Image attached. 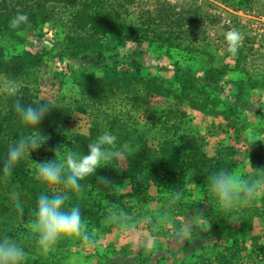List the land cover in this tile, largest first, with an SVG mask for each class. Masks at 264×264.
<instances>
[{
  "label": "trees",
  "instance_id": "obj_1",
  "mask_svg": "<svg viewBox=\"0 0 264 264\" xmlns=\"http://www.w3.org/2000/svg\"><path fill=\"white\" fill-rule=\"evenodd\" d=\"M134 2L0 0V238L11 237L25 249V264H94V257L102 258L99 264H166V259L172 260L169 264H259L264 252L263 235L259 233L264 228V205L260 203L264 199L260 187L264 184V111L259 107L263 104L264 73L255 74L247 67L253 45L248 47L246 36L236 55L226 45L225 58L233 64L223 63L210 51L202 25L210 16L199 12V7L176 10L158 2L155 11H145L134 19ZM17 14H26L28 21L12 28L10 21ZM45 25L59 28L53 45L29 47L19 53L8 51V44H23L27 35L43 38ZM134 40L147 43L159 52L158 59L165 60L155 65V72L138 59L127 58L126 43ZM63 59L75 65L70 75L58 65ZM230 72L244 74L247 79H232ZM48 79L57 80L59 88L68 80L81 97L72 107L41 97V87ZM151 96L163 97L165 104L141 121L139 116L148 112ZM252 96H258V104ZM60 98L65 99L64 95ZM17 99L25 106L50 105L36 129L49 139L20 161L11 176H5L2 164L9 145L33 131L16 113ZM186 109L222 116L225 131L242 135L245 149L240 151L221 140L209 155L206 137ZM74 111L89 116L87 131L65 125ZM252 114L258 118L255 123L250 121ZM105 130L117 137L118 146L128 143L135 150L125 166L114 163L97 169L95 176L80 182L79 193L36 179L32 160L63 159L68 151L87 154V145ZM239 156L249 161L250 171L243 176L257 186V191L251 202L242 194L232 209L221 210L209 190V177L221 168L233 173ZM100 175L112 183L99 182ZM119 185H126L122 187L125 189ZM13 191L20 194L19 207L11 198ZM53 191L68 193L66 207L79 205L97 240L142 218L143 228L163 239L169 233L166 223L176 225L179 217L193 208L200 213L208 211L210 229L193 226L190 237L177 249L162 243L151 251L142 248L133 253L127 244L117 249L108 244L98 257L96 253L79 255L78 250L73 254L71 247L81 241L70 239L61 240L45 253L27 225L34 218L37 197ZM152 202L155 207L146 213L135 207H149ZM111 213L120 215V224L109 222ZM125 216L130 218L125 220Z\"/></svg>",
  "mask_w": 264,
  "mask_h": 264
},
{
  "label": "rangeland",
  "instance_id": "obj_2",
  "mask_svg": "<svg viewBox=\"0 0 264 264\" xmlns=\"http://www.w3.org/2000/svg\"><path fill=\"white\" fill-rule=\"evenodd\" d=\"M158 2L172 5L176 8V10H180L181 8L199 7V12L202 11L205 15L208 14L210 17L206 18L202 23L205 30L204 35L206 36V40L211 45H209L210 51L213 54H218L219 60L223 63L229 62L230 65L233 64V60L225 58L226 45H228V33L235 29L241 33L244 41L246 36L249 37L247 45L248 47L253 46L251 49V55L249 56L247 62V67L249 71L254 72L255 74L264 73V0H135L132 6L134 14L131 15V17L138 19L145 11H155L157 9L156 6ZM44 28L47 31V34L43 38L37 39L33 38L31 35H27V40L23 44H8V51L10 53H19L29 47L35 48L43 47V45H53V43L58 40V35H56V33L59 31V28H50L49 25H45ZM252 42L254 44H251ZM126 44L127 51L125 54L127 55V58L138 59L153 72L156 70L155 65H160V61H162L161 63H164L165 61L164 59H158L159 52L156 51V49L149 47L147 43L143 41H128ZM165 63L167 65V62ZM58 65L60 66V69H64V72L68 75L71 74L70 72L72 69H75V65L67 59H63L58 63ZM162 74L164 75V73ZM228 77H231L232 79H238L239 77L247 79V76L239 74L238 72H230ZM45 82L44 86L41 87L40 93V96L43 98L51 101L58 99L59 102H64L66 105H70V107H72L74 105V101L81 97L79 92L76 90V87L68 80L64 82L61 88H59L57 80L48 79L45 80ZM61 95H64V100H61ZM262 96L263 104L259 105V107L262 106L264 111V93ZM252 97L254 99V103L258 104V96ZM164 104L165 99L163 97L151 96L148 100V112L141 114L139 116L140 120L144 121L145 119H149L153 110L158 107H163ZM186 111L192 118V123L203 135H205L208 142L206 147L209 155H213L215 144L221 140H224L225 143L229 145L235 146L240 151L245 149V143L242 135L237 137L234 131H225L224 128L227 127L222 116L216 117L214 115H206L199 110L186 109ZM250 118V121L253 123H255L258 119L255 114H252ZM89 121L90 118L88 115L74 111L72 112L70 118L66 120L65 125L73 130L85 132L89 126ZM262 138L264 140V135H262ZM37 154L39 155V152H37ZM239 157V164L236 166L233 173L237 176H243L244 173L250 171L251 167L248 160H244L242 156ZM36 162V160H32L31 165H35ZM260 187L264 190V184L260 185ZM124 189L125 188H122V190ZM153 189L154 187L152 186L150 188V193L152 194ZM260 203L264 205V199H261ZM135 207L139 208V210L142 208V211L146 213L149 211V208L155 207V203L152 202L149 207H139L138 204H136ZM137 208L135 211H137ZM144 220L145 218H142V221L136 220V222L129 226H121L110 233L101 235L97 240L99 244L95 248H89L81 242L79 246L71 247V251L75 254L74 251L78 250L79 255L96 253V255L100 257V255L104 252L102 247L108 244H110L114 249L119 248L123 244H127L129 247L134 249L133 253H135L139 249L145 248L143 244L137 243V237L141 240H155V246L163 243L164 247L177 249L182 243L178 242L174 233L184 225H188L190 227V231L193 226H203L204 220L209 221V213L206 209H203L201 213L196 208L189 209L188 213L179 217L176 225L169 221L166 223V228L169 229V233L163 239L157 238L154 235L153 230L149 231L144 229ZM259 233L263 235L262 241L264 242L263 227L259 230ZM65 241L70 242V239H66ZM159 254L160 252L156 251V257H159ZM168 254L169 253L166 252L165 255ZM182 254L183 253H180L179 256ZM79 255H76V257ZM93 261L94 264H99L102 261V258L96 259L94 257ZM171 261V259H166L164 260V263L169 264ZM65 264L68 263L66 262ZM259 264H264V252L260 254Z\"/></svg>",
  "mask_w": 264,
  "mask_h": 264
},
{
  "label": "clouds",
  "instance_id": "obj_3",
  "mask_svg": "<svg viewBox=\"0 0 264 264\" xmlns=\"http://www.w3.org/2000/svg\"><path fill=\"white\" fill-rule=\"evenodd\" d=\"M26 14H17L11 21L12 28H18L26 23ZM243 36L233 29L227 35L229 51L236 55L238 46ZM15 94V89H13ZM14 109L20 116L21 122L29 126L33 131L26 137H21L17 142L9 145L7 154L3 160L2 172L5 176H11L14 168L20 161L30 157V153L47 143L48 135L37 131V126L50 111L48 103L40 104L38 107L23 105L17 99L14 102ZM58 149L55 150V154ZM135 150L128 143L117 144V137L110 131H103L97 139L87 145V154L68 151L63 159H51L36 162V179L42 183L54 187L63 185L64 188L73 192L81 191V181L93 177L97 169L107 167L114 163L124 166L127 158ZM98 181L110 185L112 182L107 176L100 175ZM127 183V182H126ZM126 185H119L122 188ZM209 190L215 194L221 210H230L246 195L251 202L257 186L250 183L244 176H237L230 170L218 169L209 177ZM20 194L18 191L11 193V198L20 206ZM69 195L64 191H53L51 195L41 193L36 200L33 212V219L27 225L31 237L35 239L43 252L52 250L61 240L75 239L81 241L89 248L98 245L97 239L90 233L86 220L81 214L79 205L66 207ZM21 215L23 209H20ZM112 224H120L121 217L117 213H111L107 217ZM130 217L125 216V220ZM210 229L207 220L203 221V230ZM127 231V230H126ZM190 227L184 225L178 229L174 236L178 242L183 243L190 237ZM138 244L148 250L155 246V240H141L136 238ZM27 253L14 239L8 236L0 238V264H25Z\"/></svg>",
  "mask_w": 264,
  "mask_h": 264
}]
</instances>
